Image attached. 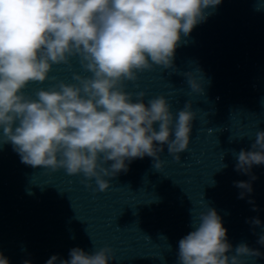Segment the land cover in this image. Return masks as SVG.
<instances>
[{
	"label": "clouds",
	"instance_id": "clouds-1",
	"mask_svg": "<svg viewBox=\"0 0 264 264\" xmlns=\"http://www.w3.org/2000/svg\"><path fill=\"white\" fill-rule=\"evenodd\" d=\"M221 2L0 0V142L10 143L22 163L82 175L86 187L93 188L94 180L93 191L101 193L137 158L152 157L160 170L165 146L179 162L189 149L196 119L191 102L173 113L164 95L145 102L146 93L126 90L127 82H137L140 73L155 67L172 68L181 36H189L211 14L206 10ZM73 60L82 71H72V82L49 77L54 65L71 70ZM186 75L191 90L202 93L201 78ZM49 79L54 81L50 87L32 95L25 91ZM234 155L236 170L244 174H251L253 165H264V130L256 132L250 151ZM235 186L245 190L241 199L253 191L250 182ZM191 215L194 230L178 242V264H244L242 258L261 256L246 244L226 254L232 246L214 208ZM258 242L264 244V236ZM114 259L108 246L91 253L75 247L59 264H109ZM57 260L54 255L46 264ZM0 264H9L2 253Z\"/></svg>",
	"mask_w": 264,
	"mask_h": 264
}]
</instances>
